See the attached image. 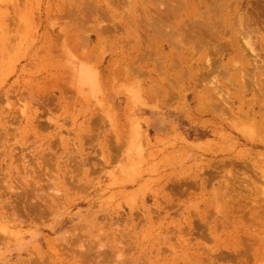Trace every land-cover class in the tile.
Masks as SVG:
<instances>
[{
    "label": "rangeland",
    "instance_id": "374dc122",
    "mask_svg": "<svg viewBox=\"0 0 264 264\" xmlns=\"http://www.w3.org/2000/svg\"><path fill=\"white\" fill-rule=\"evenodd\" d=\"M0 264H264V0H0Z\"/></svg>",
    "mask_w": 264,
    "mask_h": 264
}]
</instances>
